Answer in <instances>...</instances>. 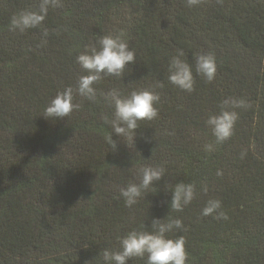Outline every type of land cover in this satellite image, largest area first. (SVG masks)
<instances>
[{
	"label": "trees",
	"instance_id": "trees-1",
	"mask_svg": "<svg viewBox=\"0 0 264 264\" xmlns=\"http://www.w3.org/2000/svg\"><path fill=\"white\" fill-rule=\"evenodd\" d=\"M40 2L0 0V264H102L99 253L118 250L129 231H153L154 218L182 220L168 235L185 238L186 264H264V0H61L40 26L9 31L13 15ZM121 33L136 56L122 78L105 76L95 101L74 95L78 110L45 119L49 101L85 74L76 56ZM178 49L192 66L191 93L168 81ZM208 52L211 82L195 71V56ZM157 82V118L139 122L133 147L112 132V151L104 94ZM229 97L249 107L235 109L233 135L216 144L206 121ZM142 165L165 174L129 208L119 190L138 182ZM178 182L196 189L182 211L169 206ZM209 199L221 200L227 220L201 215Z\"/></svg>",
	"mask_w": 264,
	"mask_h": 264
},
{
	"label": "clouds",
	"instance_id": "clouds-1",
	"mask_svg": "<svg viewBox=\"0 0 264 264\" xmlns=\"http://www.w3.org/2000/svg\"><path fill=\"white\" fill-rule=\"evenodd\" d=\"M203 0H185L189 8L199 6ZM61 0H41L38 10H22L13 15L8 28L11 32L24 33L30 28L40 26L45 20L50 8L61 7ZM48 36L45 29L41 43H46L44 37ZM99 47H92L79 53L76 62L85 73L77 81L75 89L67 86L49 101L43 111L45 119L67 118L80 108V104L74 103V95L95 101L97 90L94 85L105 76L120 77L125 73L126 67L136 62L135 51L129 48L128 41L123 33L117 35H104L98 41ZM184 57L183 50L178 49L168 63V81L179 89L191 93L194 90L195 79L192 66ZM195 71L202 75L206 81L214 80L217 72V61L213 53H200L195 56ZM163 87L157 82L146 89L133 90L127 96H122L118 89H113L104 94V99L113 106V117L106 123H110L112 131L105 137V142L112 151L118 150L117 140L112 138V132L122 140L127 147L129 142L134 146V137L140 121H151L158 116V108L161 97L157 88ZM248 103L244 99L225 98L221 102L220 111L209 115L207 125L215 137V143L221 144L229 139L233 133L239 114L235 109L247 108ZM215 150L213 144H206L205 151ZM246 153L241 152V157ZM163 166L142 165L136 169L138 182L127 184L120 188L119 194L127 207L131 208L150 189H155V183L164 177ZM219 175V172L217 173ZM206 191V189H205ZM196 195L195 185L192 183L178 182L171 189L169 206L174 211H182L189 205ZM202 216H213L214 219L227 220V214L222 210V202L219 199H209L201 209ZM153 231L132 230L127 235L119 238V249L105 248L101 256L102 264H127L132 258L145 259L146 264H186L188 253L185 249V238L178 235L176 238L168 234L183 229V222L179 218H170L162 222V218L152 219Z\"/></svg>",
	"mask_w": 264,
	"mask_h": 264
}]
</instances>
